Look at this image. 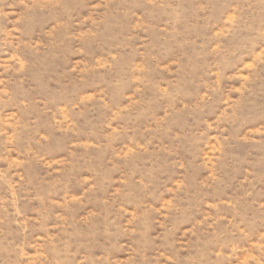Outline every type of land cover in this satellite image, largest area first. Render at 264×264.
<instances>
[{"label":"rangeland","instance_id":"1","mask_svg":"<svg viewBox=\"0 0 264 264\" xmlns=\"http://www.w3.org/2000/svg\"><path fill=\"white\" fill-rule=\"evenodd\" d=\"M0 264H264V0H0Z\"/></svg>","mask_w":264,"mask_h":264}]
</instances>
